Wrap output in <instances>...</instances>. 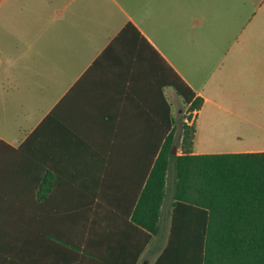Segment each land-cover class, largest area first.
I'll use <instances>...</instances> for the list:
<instances>
[{
	"label": "crops",
	"instance_id": "crops-1",
	"mask_svg": "<svg viewBox=\"0 0 264 264\" xmlns=\"http://www.w3.org/2000/svg\"><path fill=\"white\" fill-rule=\"evenodd\" d=\"M255 7L0 0V264H129L144 139L167 118L174 129L176 75L202 97L189 153L264 150ZM28 165H41L39 188ZM167 190L135 264L163 246L151 239L168 229Z\"/></svg>",
	"mask_w": 264,
	"mask_h": 264
},
{
	"label": "trees",
	"instance_id": "trees-1",
	"mask_svg": "<svg viewBox=\"0 0 264 264\" xmlns=\"http://www.w3.org/2000/svg\"><path fill=\"white\" fill-rule=\"evenodd\" d=\"M127 28L134 26L127 22ZM170 85L189 110L199 108L202 97L179 75ZM172 121L161 123L159 136L144 139V179L127 209L135 231L129 234L137 241L129 264L157 231L169 164V224L151 264H264V150L192 154L193 120L181 121L177 141ZM38 131L40 125L23 143ZM172 145L181 152L170 153ZM28 166L39 188L41 165Z\"/></svg>",
	"mask_w": 264,
	"mask_h": 264
},
{
	"label": "rangeland",
	"instance_id": "rangeland-1",
	"mask_svg": "<svg viewBox=\"0 0 264 264\" xmlns=\"http://www.w3.org/2000/svg\"><path fill=\"white\" fill-rule=\"evenodd\" d=\"M254 3L256 4V7H255L256 9L254 10L256 12L257 51L259 52L261 49H264V0H240V8L242 11L243 8L248 4L252 8ZM263 67H264V62L260 60L259 55H258V61H257L258 72H260L261 68ZM257 82H259V80ZM227 90H232V88L228 87ZM239 92L244 93L245 89H242V91H239ZM255 95L257 97V100H260L261 98L264 97V87L260 83L256 87V93L254 95H251V97H254ZM177 106H180V110H178L177 118L174 123L173 136H174L175 141H177V139L179 138L181 121H187L189 123L190 121H192V114H193L192 110H189L187 108L186 103L181 98H179V96L174 101V107H177ZM181 117H184L185 119L182 120ZM261 117H264V115ZM260 122H264V120L261 118ZM169 172H170V165L168 166L167 172H166L167 173L166 182L168 180L167 182L168 187H165V189L166 190L168 189L167 194H169V188L171 187V184H172L171 176L169 175V178H168ZM154 239H155L154 248L155 250H157L163 245V242L165 240V231L158 235L155 234V236H152L151 241Z\"/></svg>",
	"mask_w": 264,
	"mask_h": 264
},
{
	"label": "water",
	"instance_id": "water-1",
	"mask_svg": "<svg viewBox=\"0 0 264 264\" xmlns=\"http://www.w3.org/2000/svg\"><path fill=\"white\" fill-rule=\"evenodd\" d=\"M175 145H172V147H171V149H170V153H174V151H175Z\"/></svg>",
	"mask_w": 264,
	"mask_h": 264
}]
</instances>
